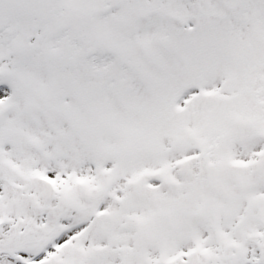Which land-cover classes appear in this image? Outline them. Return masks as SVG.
I'll return each mask as SVG.
<instances>
[{"label": "snow or ice", "instance_id": "snow-or-ice-1", "mask_svg": "<svg viewBox=\"0 0 264 264\" xmlns=\"http://www.w3.org/2000/svg\"><path fill=\"white\" fill-rule=\"evenodd\" d=\"M0 264H264V0H0Z\"/></svg>", "mask_w": 264, "mask_h": 264}]
</instances>
